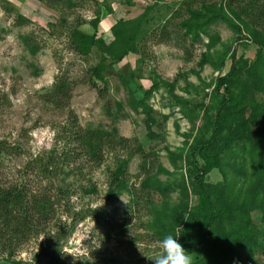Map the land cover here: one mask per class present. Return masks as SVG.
<instances>
[{"label":"rangeland","instance_id":"rangeland-1","mask_svg":"<svg viewBox=\"0 0 264 264\" xmlns=\"http://www.w3.org/2000/svg\"><path fill=\"white\" fill-rule=\"evenodd\" d=\"M204 2L217 10L224 7L223 13L235 25L239 20L234 14L240 15L249 8L243 15L252 27L264 30V0H0V140L22 147L20 154L0 158V183L22 182L34 191L48 189L61 199L46 232L22 243L11 260L42 264H154L162 249L160 238L149 225L146 203L134 202L129 192L113 203L106 199L109 181L117 168L116 157L128 159L125 149L120 145L110 151L105 149L102 164H98L73 141L68 143L67 136L76 123L86 129L116 131L119 137L137 138L149 157L143 160L136 154L129 158L127 175L131 188L140 187L144 177L141 165L150 167L153 159L172 172L162 173L159 178L182 183L186 168L181 163L175 168L168 150L177 152L185 146L188 133L194 130L195 134L202 128L206 107L199 106L219 102L213 93L215 79L229 73L232 53L236 52L240 60H248V67L256 58V45L220 22L212 25L209 32L221 39L216 50L229 48L226 64L222 71L209 65L199 67L209 38L202 35L201 40L194 41L182 22L189 17L188 9L200 8ZM97 18L99 23L94 28ZM140 19L143 30L139 52L130 53L104 73L107 82H97L99 88H104L103 98L89 79L90 69L101 61L104 51L95 47L87 57L75 53L69 40L70 29L79 27L96 34L103 40L101 46L108 47L115 40L114 25L120 20L135 23ZM242 30L247 36L244 24ZM242 73L246 81V73ZM154 79L174 83V93L191 100L188 113H198L199 118L192 123L190 115H184L182 107L175 105L164 85L149 96L151 113L132 109L131 97L143 99ZM246 87L247 97L253 95L264 101V93ZM246 113L250 115V110ZM68 150H73L71 158L77 161V167L75 163L72 166L79 169L71 172V168H66L71 172L69 176L51 178L42 170L45 167H27L35 157L41 156L47 164L53 153L58 156ZM221 181L219 168L206 177V182L212 184ZM59 187L66 194H59ZM173 188L170 194L175 202L180 192L176 185ZM191 203H196L194 196ZM252 219L258 225L263 223V212L253 210ZM261 241L264 250V237ZM191 257L195 261L201 255ZM5 258L0 255V260ZM236 264H264V252L251 260L239 259Z\"/></svg>","mask_w":264,"mask_h":264},{"label":"trees","instance_id":"trees-1","mask_svg":"<svg viewBox=\"0 0 264 264\" xmlns=\"http://www.w3.org/2000/svg\"><path fill=\"white\" fill-rule=\"evenodd\" d=\"M223 8L217 10L214 5L204 2L200 8L188 9L189 17L182 22L186 34L191 35L194 41L201 40L202 35L209 38L208 49L200 56L199 67L202 69L209 65L214 70L222 71L226 64L229 48L216 50L221 39L218 34L209 32L212 25L220 22L229 25L242 39L251 40L256 45V58L248 67V60H240L236 52L232 53L229 73L215 79L213 93L219 102L214 101V106L206 103L199 106L200 109L206 107L202 128L195 134L194 130L188 133L185 146L178 148L177 152L168 150L175 168H179L180 163L186 168L182 183L176 184L170 179L163 181L159 178L162 173L172 175V172L153 159L150 167L141 165L144 177L140 187L131 188L127 175L129 158L136 154L143 160L149 157L137 138L119 137L116 131L86 129L76 123L71 127L69 137L67 136L68 143L73 141L86 157L95 159L98 164H102L105 149L110 151L114 145L125 149L124 154L128 159H115L117 168L109 181L107 202L113 203L126 192L131 193L134 202L144 201L154 234L161 240L168 234L175 235L179 232V240L185 249L190 254L201 255L193 264H236L239 259L251 260L259 252H264L261 241L264 237V101H259L253 95L247 97L245 92L248 86L249 90L255 88L264 93V30L252 27V22L243 15L249 8L240 10V15L234 14L240 21L237 25L226 17ZM261 11L264 14V2ZM98 23L99 18L93 22L94 28H97ZM242 24L248 29L245 37ZM142 30L141 19L135 23L120 20L112 29L114 42L103 47V40L96 34L87 33L79 27L70 29L69 40L75 53L87 57L95 47L104 51L101 61L90 69L89 79V83L98 89L103 98L104 88H99L97 82L106 83L104 73L107 70L113 69L115 64L130 53L139 52ZM110 57L114 58L107 63ZM242 61L244 65L241 66ZM242 71L246 73V81L250 83L245 81ZM184 79L188 82L187 78ZM152 82V87L143 99L131 97L132 109L151 113L149 96L164 85L175 105L182 107L184 115H190L192 123L199 118L198 113H188L191 100L176 95L174 83L157 79ZM213 84L214 81L209 86ZM61 85L64 88L65 83ZM188 85L198 89L195 84ZM247 110H250V115H247ZM21 148L19 143L0 140V158L3 155L20 154ZM72 152L73 150L63 151L58 156L53 153L47 164H44L41 156L35 157L27 167H45L42 170L51 178L69 176L71 172L79 171L74 167L77 161L71 158ZM66 168H71L72 171L67 172ZM215 168L222 172L223 181L218 184L206 182L207 175ZM38 172L41 174L40 170ZM175 185L180 198L173 202L170 193L174 191ZM58 193L66 194L60 187ZM191 196L196 198L194 205L191 203ZM60 202L59 196L48 189L40 192L28 188L22 182L8 185L0 183V255H5L4 260L10 261L22 243L46 232ZM255 209L263 212V223L259 225L252 219V211Z\"/></svg>","mask_w":264,"mask_h":264},{"label":"clouds","instance_id":"clouds-1","mask_svg":"<svg viewBox=\"0 0 264 264\" xmlns=\"http://www.w3.org/2000/svg\"><path fill=\"white\" fill-rule=\"evenodd\" d=\"M180 235L179 232L168 234L160 240L162 251L153 260L154 264H193L191 254L179 240Z\"/></svg>","mask_w":264,"mask_h":264},{"label":"crops","instance_id":"crops-1","mask_svg":"<svg viewBox=\"0 0 264 264\" xmlns=\"http://www.w3.org/2000/svg\"><path fill=\"white\" fill-rule=\"evenodd\" d=\"M0 264H42V263L37 262V261H35V262L30 261V262L19 263V262H16L14 260L8 261V260L2 259V260H0Z\"/></svg>","mask_w":264,"mask_h":264}]
</instances>
